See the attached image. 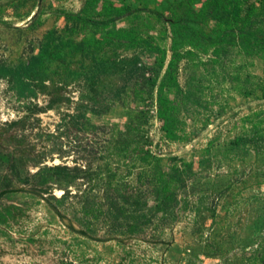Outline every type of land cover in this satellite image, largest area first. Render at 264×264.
I'll return each instance as SVG.
<instances>
[{
    "label": "rangeland",
    "instance_id": "obj_1",
    "mask_svg": "<svg viewBox=\"0 0 264 264\" xmlns=\"http://www.w3.org/2000/svg\"><path fill=\"white\" fill-rule=\"evenodd\" d=\"M104 1L0 0V191L27 189L0 200V264H264V58L240 42L214 61L198 37L221 36L213 16L181 37L193 53L179 85L165 89L175 139L157 115L156 58L145 44L119 41L100 69L76 51L70 73L50 57L46 88L8 73L53 30L50 52L61 49L63 13L103 19ZM109 1L135 10L117 31L134 27L170 58L169 0ZM251 30L264 37V14ZM155 175L173 194L166 211Z\"/></svg>",
    "mask_w": 264,
    "mask_h": 264
},
{
    "label": "trees",
    "instance_id": "obj_2",
    "mask_svg": "<svg viewBox=\"0 0 264 264\" xmlns=\"http://www.w3.org/2000/svg\"><path fill=\"white\" fill-rule=\"evenodd\" d=\"M196 1L198 0H187L188 4L182 8H175L172 1H167L170 16L166 19V23L172 33L169 59L168 49L156 43L153 37H150V39L139 37L134 27L128 30L117 31L116 21L133 15L135 10L131 5L114 6L111 1L105 0L101 11V14L106 16L103 19L86 18L80 13L73 11L63 13L66 22L60 40L61 49L52 53L50 52L54 34L58 33L57 30H53L46 34L45 44L39 55L34 56L31 62L21 71L11 69L8 73L12 76L31 78L42 84L43 88H46L45 82L49 78V74H51L50 57L60 63L64 72L70 73V60L68 58L73 51H76L84 59L92 56L95 66L100 69L107 64L105 54L108 52V48L115 46L119 41L135 46L145 44L154 52L156 58L152 72L153 78L150 79V83L153 89L158 87L157 115L163 123L166 136L175 139L178 136L176 106L173 100L166 94L165 89L179 85L177 77L180 62L183 58L193 53L191 50L181 49L179 45L185 30L190 26L202 24L209 16H213L219 23L222 31L221 36L216 38L204 31L198 30V37L206 41L207 49L208 47H214L216 53L214 61H217L223 53H227L230 47L236 46L240 42L250 46L251 50L264 58V37H255V34L251 30L255 14L257 12L264 14V0H210L208 2L210 9L202 8L198 11L193 8V4ZM90 2L93 3V0H90ZM144 10L153 12L152 9ZM168 26H165L167 37ZM111 27L114 28L113 31L110 30ZM78 33L83 35V38L79 41L73 38ZM162 71H164L163 75H161ZM261 81L264 83V77ZM3 158L4 156L0 152V162L3 161ZM157 176L155 175L154 185L159 190L158 208L161 211H166L173 201V194L170 193L169 187L164 184L162 179ZM158 185L160 186L159 189ZM23 191H27V189L23 187L2 189L0 191V200L9 193ZM82 234L87 233L82 231Z\"/></svg>",
    "mask_w": 264,
    "mask_h": 264
}]
</instances>
